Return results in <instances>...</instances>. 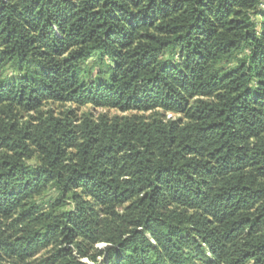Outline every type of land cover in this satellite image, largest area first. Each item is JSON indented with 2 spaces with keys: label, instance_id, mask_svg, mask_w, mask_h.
Wrapping results in <instances>:
<instances>
[{
  "label": "trees",
  "instance_id": "obj_1",
  "mask_svg": "<svg viewBox=\"0 0 264 264\" xmlns=\"http://www.w3.org/2000/svg\"><path fill=\"white\" fill-rule=\"evenodd\" d=\"M84 260L264 264V0H0V264Z\"/></svg>",
  "mask_w": 264,
  "mask_h": 264
},
{
  "label": "rangeland",
  "instance_id": "obj_2",
  "mask_svg": "<svg viewBox=\"0 0 264 264\" xmlns=\"http://www.w3.org/2000/svg\"><path fill=\"white\" fill-rule=\"evenodd\" d=\"M112 113H116V112H115V111H113ZM53 195H54V194H51V195H50L49 201H50V200H52V197H53ZM99 247H101V248H104V247H105V245H104V244H102V245H100ZM84 262H85V263H87V264H90V262H89V261H87V260H84Z\"/></svg>",
  "mask_w": 264,
  "mask_h": 264
}]
</instances>
